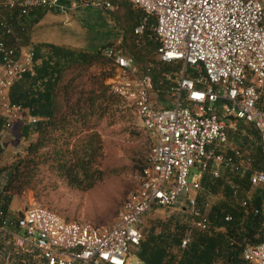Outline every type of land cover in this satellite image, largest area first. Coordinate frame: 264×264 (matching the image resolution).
I'll return each instance as SVG.
<instances>
[{
    "label": "built area",
    "instance_id": "built-area-1",
    "mask_svg": "<svg viewBox=\"0 0 264 264\" xmlns=\"http://www.w3.org/2000/svg\"><path fill=\"white\" fill-rule=\"evenodd\" d=\"M130 1L154 18L152 28L160 41L157 59L182 65L161 99L149 68L140 73L119 42L101 49L113 71L110 89L134 108L151 138L150 148L137 186L110 222L64 219L22 198V214L14 225L25 235L11 232L14 245L21 251L37 248L45 264H131L130 256L143 237L145 213L172 206L180 196L191 224L205 229L208 219L197 205L205 172L213 178L223 171L249 172L251 187H264V169L254 167L247 150L232 145L228 134L237 131L256 141L264 160V0ZM71 7L63 0H0V139L22 117L23 108L10 100L9 90L33 71L35 56L32 43H22L15 33L9 12L58 9L66 14ZM100 7L112 5L101 0ZM239 121L256 130L257 140L248 129L239 128ZM250 198L248 193L242 204ZM259 208L264 217V189ZM188 242L184 236L180 247ZM241 257L247 264H264V241L245 247Z\"/></svg>",
    "mask_w": 264,
    "mask_h": 264
},
{
    "label": "trees",
    "instance_id": "trees-1",
    "mask_svg": "<svg viewBox=\"0 0 264 264\" xmlns=\"http://www.w3.org/2000/svg\"><path fill=\"white\" fill-rule=\"evenodd\" d=\"M120 6L124 9V21L119 46L124 54L133 58L140 73L149 68L155 88L161 89L158 94L163 99L168 79L177 74L172 64L179 62L157 59L156 49L160 41L152 28L153 17L145 16L143 9L130 0H122ZM44 11H29L26 15L16 10L9 12L8 19L22 43L29 40L24 34L26 26L38 23ZM140 26L141 32H138ZM33 47V71L15 81L9 90L10 100L20 104L32 120L23 122L20 128L21 136L28 141L25 155L10 165L0 164V264H45L37 248L19 250L8 229L15 227V219L22 214L21 209L11 214L10 204L15 196L32 186V177L39 165L49 162V168L62 176L71 188L90 189L104 176V171L91 168L92 157L98 147L89 144L90 149L85 153L67 158L71 139L93 131L120 103L125 102L135 113L123 97L111 91L109 83L105 84L106 77L112 76L113 71L108 60L101 55V49L89 52L50 42L34 44ZM99 56L108 65L107 73L91 78L89 85H70L71 77L69 81L64 80L66 74L90 65L93 58ZM70 68L71 71L66 73ZM71 93L74 95L70 96ZM249 132L257 140L256 130L250 128ZM242 142V148L253 159L252 165L264 169L256 141L243 137ZM2 153L0 141V158ZM228 173V177L213 178L206 172L201 176L203 189L209 194L220 195V199L207 210L208 226L205 229L194 227L189 213L190 223L180 221V216H177L162 223L158 230L149 227L142 231L143 237L135 252L142 264H247L241 257L242 250L264 241V217L259 208L264 187L260 186L243 205L242 201L251 187L249 172L242 175ZM198 207L203 212L202 206ZM185 213V208L181 207V216ZM226 216L230 219L225 220ZM5 219L10 221L6 227L3 224ZM184 236L189 237V242L181 248Z\"/></svg>",
    "mask_w": 264,
    "mask_h": 264
},
{
    "label": "rangeland",
    "instance_id": "rangeland-1",
    "mask_svg": "<svg viewBox=\"0 0 264 264\" xmlns=\"http://www.w3.org/2000/svg\"><path fill=\"white\" fill-rule=\"evenodd\" d=\"M110 2L112 7L103 9L100 7L101 0H94L91 3L89 0H66L67 5L72 6L66 14L58 9L45 10L38 23L26 26L24 34L29 40L24 43L34 45L50 42L97 52L105 45L119 42L122 38L121 26L124 21V9L120 6L122 0H110ZM172 65L178 71L182 63ZM107 67L106 61L100 56L95 57L90 65L66 74L64 80L69 81L71 77L70 85L81 83L89 85L91 78L107 73ZM66 71V73L70 72L71 68ZM175 77L176 74L170 77L168 82ZM110 79L111 76H107L105 84L109 83ZM73 95L71 93L70 96ZM26 121L27 117H21L0 139L3 146L1 165H10L25 155L28 141L21 136L20 128ZM238 125L239 128L246 130L250 126L241 121ZM228 134L232 145L244 146L243 137L239 132L229 130ZM71 143L67 158L85 153L90 149L89 144L98 147L92 157L91 168L104 171V176L93 187L82 191L68 186L62 176L56 175L49 168V162L41 163L32 177V186L13 198L11 214L21 209V196L25 195L29 204L37 203L45 206L64 219H78L97 224L103 223L106 217L109 218L107 222L112 219L126 192L138 181L140 167L150 146L145 130L133 110L124 102L120 103L113 113L106 115L93 131L73 137ZM195 172L196 170H193L191 174ZM222 176L228 177V171H223ZM260 188V185L250 187V195L257 193ZM198 196L200 198L198 205L202 206L205 216L209 207L220 199V195L209 194L204 189L199 191ZM181 207H184L186 212L183 216L180 214ZM177 216H180V221L190 223L189 210L183 196H180L179 201L172 206L156 207L146 212L142 231L149 227L158 230L162 223ZM8 229L14 233L17 231L21 236L25 235L22 229L13 226ZM130 259L131 264H142L135 252L131 254Z\"/></svg>",
    "mask_w": 264,
    "mask_h": 264
},
{
    "label": "crops",
    "instance_id": "crops-1",
    "mask_svg": "<svg viewBox=\"0 0 264 264\" xmlns=\"http://www.w3.org/2000/svg\"><path fill=\"white\" fill-rule=\"evenodd\" d=\"M22 112H23V113H22V117H27V121H29L30 118H31V116L27 114V111H26L25 109H23ZM144 130H145V129H144ZM145 132H146V134H147V136H148V138H149V142H150V144H151V138H150V136H149V134H148V132H147L146 130H145ZM138 181H139V174H138ZM138 181H137L136 185H135L131 190H133V189L137 186ZM131 190H129V191H131ZM129 191L126 192V194H125L124 198L122 199V201H121V203H120L118 209H116V212H115V214L113 215V217H112V219H111L110 221H112V220L114 219V217L116 216L117 211L119 210V208H120L122 202L124 201V199H125V197H126V195H127V193H128ZM23 197L25 198V195H22V196H21V204H22V198H23ZM25 199H26V198H25ZM26 200H28V199H26ZM32 200H33V199H32ZM12 201H13V200H12ZM27 202H28V201H27ZM12 208H13V205L10 204V210H11V211H12ZM108 219H109V218L106 217V218L104 219V222H107ZM72 220H74V219H72ZM75 220H77V221H81V220H78V219H75ZM110 221H109V222H110ZM88 222H90V221H88ZM104 222H103V223H104ZM92 223H93V222H92ZM95 224H97V223H95Z\"/></svg>",
    "mask_w": 264,
    "mask_h": 264
}]
</instances>
